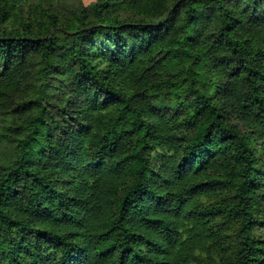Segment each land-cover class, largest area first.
<instances>
[{"label":"trees","instance_id":"1","mask_svg":"<svg viewBox=\"0 0 264 264\" xmlns=\"http://www.w3.org/2000/svg\"><path fill=\"white\" fill-rule=\"evenodd\" d=\"M64 4L0 0V264H264V0Z\"/></svg>","mask_w":264,"mask_h":264},{"label":"rangeland","instance_id":"2","mask_svg":"<svg viewBox=\"0 0 264 264\" xmlns=\"http://www.w3.org/2000/svg\"><path fill=\"white\" fill-rule=\"evenodd\" d=\"M65 4L63 5V9H65V11H69V7L71 6V4L73 2H78V3H82L83 5H90L93 2H95V0H64ZM64 41H67V39H65L62 35H60Z\"/></svg>","mask_w":264,"mask_h":264}]
</instances>
